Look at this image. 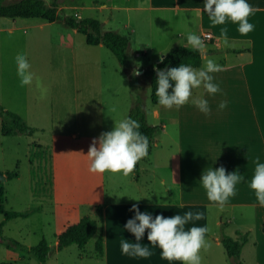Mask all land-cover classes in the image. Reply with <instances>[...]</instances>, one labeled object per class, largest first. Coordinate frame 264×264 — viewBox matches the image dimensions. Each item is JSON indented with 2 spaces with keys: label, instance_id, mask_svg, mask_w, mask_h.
Segmentation results:
<instances>
[{
  "label": "rangeland",
  "instance_id": "1",
  "mask_svg": "<svg viewBox=\"0 0 264 264\" xmlns=\"http://www.w3.org/2000/svg\"><path fill=\"white\" fill-rule=\"evenodd\" d=\"M13 1L16 0H4ZM45 1L48 4L56 1L63 6L61 14L97 18L106 17L107 10L99 7L102 3H137V0ZM127 12L132 19L133 33L120 25ZM136 12L115 9L110 20L102 25L103 29L117 28L125 34L130 31L127 65L121 64L103 44H87L85 35L74 31L61 18L50 22L37 17L0 16V104L19 114L32 129L4 135L0 118V170L18 174L5 179L4 206L21 211L31 208L27 217L12 218L0 226V261L43 264L30 247L45 239L50 251L44 264H89L93 238L84 248L76 244L61 250L54 247L61 206L64 205L61 214L65 211L71 214L78 205L80 213L91 215L99 224L95 205L106 200L167 199L159 184L160 174L149 161L151 157L139 161L138 187L134 172L124 176L88 171L86 155L93 138L113 130L115 123L127 118L134 104L135 92L130 80L143 94L151 121L149 76L142 70L154 63L155 57L174 47V41L184 42L190 32L200 36L196 10L184 26L180 24L172 29L170 26L159 28L161 23L153 24L149 27L154 31L151 39L138 24ZM166 17L172 18L170 14ZM181 32L183 35H179ZM18 53L26 55L34 74L32 83L24 87L20 86L16 72ZM133 69L141 74L133 76ZM113 107L116 111H112ZM167 165V162L158 164L163 169ZM146 167L149 170L143 173ZM2 219L0 214V222ZM214 227L210 224V230ZM202 252L201 264H232L233 259L222 242L217 245L209 239Z\"/></svg>",
  "mask_w": 264,
  "mask_h": 264
},
{
  "label": "crops",
  "instance_id": "2",
  "mask_svg": "<svg viewBox=\"0 0 264 264\" xmlns=\"http://www.w3.org/2000/svg\"><path fill=\"white\" fill-rule=\"evenodd\" d=\"M247 2L255 9L254 14L248 18L254 25V30L247 35H241L238 23L230 20H226L224 25L213 26L203 10L204 0H137L135 5L112 2L100 4V9L107 10L104 12L106 17H98L103 26L110 20L111 12L115 9H135L138 24L149 39L154 36L153 29L149 28L153 24L161 23L159 28L170 26L174 29L180 24H187L190 14L194 10L198 11L200 36L206 45L207 57L201 56L200 65L191 67L200 69L204 67L206 59H213L223 70L211 74L213 82L219 85L220 92L211 95L201 86L193 90L192 98L179 109L173 107L169 110L152 103L151 121L148 119L149 112L146 111L147 121L157 126L154 133L156 137L147 157H151L149 161L153 169L160 174L159 184L167 194V199L124 198L104 201L103 222L100 224L103 253L99 255L95 250L97 235H94L89 264H182L181 261L161 258L160 248L151 245L147 239L148 229L140 243L152 251L150 257H131L122 253L121 240L136 242L134 234L124 228L127 220L135 215L130 210L133 204H137L141 212L152 215L153 219L156 215L167 218L176 214L183 215L188 211L203 212L204 218L188 222L185 230L193 226L207 227L209 231L205 234L206 245L209 239L220 244L223 234L237 238L239 232L246 238L237 257L228 255L233 259L232 264H264V207L260 206L254 190L250 188L257 158L260 163H264V0ZM62 7L59 6V9L62 10ZM168 14L172 16L171 20L166 17ZM76 17L93 16L78 14ZM131 21L130 13L127 12L120 25L133 33ZM221 28L228 30L227 46L222 42ZM73 30L77 31L75 28ZM113 30L122 33L117 28ZM204 32H210L213 37L204 38ZM128 33L130 47L132 35L130 31ZM182 33L179 35H183ZM173 44L187 45V37L184 42L174 41ZM142 52L146 51L142 49ZM161 55L155 57V62ZM201 97L208 101V114L201 112L191 102V99ZM222 101L227 102L223 109L219 107ZM160 162L168 163L166 169L158 166ZM221 166L226 169V174L237 172L243 176L236 185V194L228 199L223 208L208 200L200 181L204 171ZM148 170V167L144 168L143 173ZM139 178L134 179L137 187ZM63 221L58 217L55 236L64 228ZM210 224L215 226L213 230H210ZM203 250L204 248L199 254Z\"/></svg>",
  "mask_w": 264,
  "mask_h": 264
},
{
  "label": "clouds",
  "instance_id": "3",
  "mask_svg": "<svg viewBox=\"0 0 264 264\" xmlns=\"http://www.w3.org/2000/svg\"><path fill=\"white\" fill-rule=\"evenodd\" d=\"M203 10L208 14L213 26L224 25L226 20H230L238 23V32L241 35H247L254 30V25L248 18L254 14L255 9L247 0H204ZM227 33V28H221L222 42L225 46L229 44ZM183 47L207 57L204 40L195 33L187 34V45ZM160 59L163 62V55ZM15 62L20 86L30 85L34 74L30 71L31 65L26 55L18 53ZM154 70L157 71L155 96L158 98V103L169 110L173 107L179 109L187 104L193 96V90L201 86L211 95L221 91L219 85L213 82L214 77L211 74L222 71L223 67L213 59H206L204 67L200 69L182 63L167 70L158 68ZM132 74L139 76L141 73L138 69H133ZM170 81L174 82V86ZM170 88L171 93H169ZM191 102L201 112L210 113L208 101L202 97L193 98ZM226 104V101H222L219 107L223 109ZM112 111H116L115 107ZM140 127L137 120L129 117L118 124L115 123L113 130L102 132L99 137L93 138L86 155L89 160L88 171L93 174H103L106 171L122 173L124 176L132 174L138 162L148 156L149 139L139 131ZM242 179L243 176L237 172L226 174V169L221 166L204 171L200 181L206 190L208 200L223 208L228 199L236 194V185ZM250 188L254 190L260 206L264 207V163H260L259 158L250 181ZM130 210L134 211L135 215L127 220L124 228L134 234L136 242L121 240L123 254L131 257H150L152 251L140 243L145 230L148 229L147 239L151 245L160 248L162 259L181 261L182 264H201L199 253L202 248L207 247L205 234L209 229L193 226L185 230V225L190 221L203 219V212L188 211L183 215L176 214L167 218L156 215L153 219L152 215L141 212L137 204H133Z\"/></svg>",
  "mask_w": 264,
  "mask_h": 264
},
{
  "label": "trees",
  "instance_id": "4",
  "mask_svg": "<svg viewBox=\"0 0 264 264\" xmlns=\"http://www.w3.org/2000/svg\"><path fill=\"white\" fill-rule=\"evenodd\" d=\"M0 16L11 18L37 17L50 22L61 18L66 25L84 34L87 44L98 45L101 43L114 53L121 64H128L127 50L130 45L129 33L125 34L113 29H103L102 22L95 17H80L78 19V17L73 15L61 14L59 5L56 1L48 4L45 0H16L13 2H4V0H0ZM163 57V62H161V60L154 62L142 70L143 74L149 76L150 101L153 104H159L158 98L155 96L157 74L154 69L167 70V68L170 67H178L182 63L196 67L201 63V55L196 51L183 47V45L170 48L163 54ZM170 83L174 86V82L170 81ZM130 85L131 89L135 92V101L129 110L127 118L131 117L140 123L141 127L139 131L148 137L150 149L157 126L147 121L143 94L138 90L135 82L132 80H130ZM171 91L172 89L170 88L169 93H171ZM0 118L1 131L4 135L27 131L31 132L32 130L19 114L5 109L1 104ZM134 174L135 178H138L139 162L134 170ZM17 175V172H4L0 170V214L3 216L0 226L4 225L9 219L19 216L27 217L31 213V208L21 211L9 210L4 206L5 179ZM63 206H61L58 217L63 219L65 224L64 228L56 234L57 243L55 248L61 250L70 244L83 247L89 239L97 235L95 239V250L101 255L103 253V232L100 224L103 222V204L99 203L95 205V212L97 213L99 224L89 214H81L78 205H75V209L71 214H68L66 211L64 214L63 212L61 214ZM262 231L264 233V219ZM237 233L239 234L237 238L228 234H223L222 236V243L229 256L237 257L239 255L242 243L246 238L245 236H241L239 232ZM30 250L38 261L44 264L49 255L50 246L45 239H41L36 245L31 246ZM0 264L27 263L21 261H0Z\"/></svg>",
  "mask_w": 264,
  "mask_h": 264
},
{
  "label": "built area",
  "instance_id": "5",
  "mask_svg": "<svg viewBox=\"0 0 264 264\" xmlns=\"http://www.w3.org/2000/svg\"><path fill=\"white\" fill-rule=\"evenodd\" d=\"M204 38H211L213 35L210 32H204L203 33Z\"/></svg>",
  "mask_w": 264,
  "mask_h": 264
},
{
  "label": "water",
  "instance_id": "6",
  "mask_svg": "<svg viewBox=\"0 0 264 264\" xmlns=\"http://www.w3.org/2000/svg\"><path fill=\"white\" fill-rule=\"evenodd\" d=\"M160 58H161V57H159L157 61H160V60H161ZM155 73L157 74V71H155Z\"/></svg>",
  "mask_w": 264,
  "mask_h": 264
}]
</instances>
